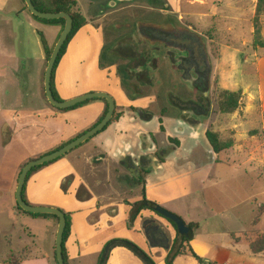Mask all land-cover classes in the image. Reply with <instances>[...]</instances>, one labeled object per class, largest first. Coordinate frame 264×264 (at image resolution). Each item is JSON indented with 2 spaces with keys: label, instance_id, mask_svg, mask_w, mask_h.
<instances>
[{
  "label": "crops",
  "instance_id": "obj_1",
  "mask_svg": "<svg viewBox=\"0 0 264 264\" xmlns=\"http://www.w3.org/2000/svg\"><path fill=\"white\" fill-rule=\"evenodd\" d=\"M75 1L82 13L80 0ZM167 1L169 3L165 4L166 9L169 6H172V11L188 9L189 15L194 14V7L209 5L208 0ZM155 3L157 4L158 1ZM225 3L226 1L220 0L221 6ZM257 3L258 0L252 2L254 17ZM216 5V2H213L211 7L206 9L205 14H214ZM82 15L87 20V25L84 27L86 28L90 21L83 13ZM182 18L183 15L179 17L183 20ZM96 22L98 23L95 21L94 25L88 28L87 47L80 65L83 74L100 72L99 77H102L100 82L105 81V86L99 90L86 89L83 93H109L114 97L116 112L121 114V117L107 130L80 147L89 146L90 150L80 153L92 151L93 157L78 158V155H82L78 153L71 157L70 162L53 164L64 156L35 172L27 182L25 190V199L30 205L55 207L71 215L70 234L66 241L68 264H98L105 246L111 241H121V239L134 242L156 264H166L171 248L165 250L150 246L142 229L146 219H153L162 224L164 232L172 240L171 247L177 237L175 227L152 210H142L132 228H129L128 221L132 206L128 203H104V200L98 196L81 200L78 198V190L81 187L79 169L85 164L92 165L95 161L102 160V157H99L102 153L107 159L117 162L127 156H131L137 164L143 161L147 170L143 176L146 199L177 214L187 225L198 226L193 230L194 237L187 246L198 257L205 260L204 264H264V254L253 255L250 244L245 239V235L249 234L253 227L248 233L210 232L211 222L207 220L213 216L211 213L213 211L207 207V204L200 201L204 186L201 187L200 184L205 182L206 185L211 174L209 171L213 166L223 163L220 160L221 153L234 149L237 145L240 148L249 146L256 149L255 151L261 150V158L264 162V130L254 128L257 131L249 136V132L253 129L240 131L239 126L241 123L250 121L247 115L253 114L252 103L255 101L259 103V116H256V123L261 122L264 126V45L254 47L257 59L256 86L253 88L254 91L250 87L244 89V93L247 92L249 106L244 111L245 119L233 124L234 130H237L230 139L233 146L223 152L215 153L206 136L210 130L209 122L204 126L195 127L188 118L176 120L161 116L159 113H154L150 121H142L130 109L131 107L145 108L153 99H140L136 92L130 93L124 90L114 70L107 69L100 63L103 40L100 32L96 30ZM261 24L264 42V16ZM39 32L45 35L49 46H52V43L57 42L62 27L35 20L25 9L22 0H0V240L4 248L0 264H4L9 259L12 264H56L54 257L58 229L56 219L34 217L16 209L15 192L21 166L32 158L44 154L29 152L25 147L24 135L34 133L36 139L44 134L48 120L66 121L70 114L79 110L94 113L90 122L70 132L68 138L61 137L58 144L51 150L42 151L49 152L91 129L106 109L103 101H95L67 112L57 111L51 107L45 95L43 77L47 63ZM253 32L254 24L252 34ZM72 42L73 40L65 56ZM64 57L58 66V75L54 83L57 95L58 91L65 89L66 81L62 70ZM80 93L78 89L73 92L66 91V100L78 97ZM239 110L234 114H228L233 115V122L236 121L235 116L240 114ZM161 126L164 131H161ZM246 131H248L247 134ZM151 135L168 146H171L169 139H173L179 142V146H174L172 153L165 158L164 162L157 163L155 159L157 144L152 141ZM145 137L147 143L144 142ZM220 139L226 142L221 137ZM69 177H73V181L66 192L63 190V182ZM261 205L257 206V211ZM262 220L264 215L258 226ZM256 228L255 231L264 234V231ZM232 233H237V237L241 240L231 238ZM22 253H24L23 256H21ZM15 258L20 260L16 261ZM107 264H145V262L128 248L117 244L112 248ZM173 264L202 263L191 254H184L177 256Z\"/></svg>",
  "mask_w": 264,
  "mask_h": 264
},
{
  "label": "rangeland",
  "instance_id": "obj_2",
  "mask_svg": "<svg viewBox=\"0 0 264 264\" xmlns=\"http://www.w3.org/2000/svg\"><path fill=\"white\" fill-rule=\"evenodd\" d=\"M154 1H158L159 10L163 11L158 10L157 13L174 16L175 18L183 15L182 22H188L199 33L203 34L213 65V77L215 78L214 113L208 124L211 131L218 132L223 140L229 141L237 132V130H234L233 124L240 123L241 120L245 119L244 115L246 114L244 111L249 106L247 92L244 93V89L250 87L254 91L253 88L256 86L257 59L252 38L253 0H223L226 1L223 6L220 5V0H208L209 5L207 7H194L193 15L188 14V9L172 11V6L166 9L165 4L169 3L167 0ZM80 2L81 11L90 23L75 36L68 54L64 57L62 70L66 81V90L58 91L60 101H66V91L73 92L78 89L81 92L79 96H82L85 94L83 92L86 89L99 90V88L105 86V81L100 82V79H102L101 76L99 77L100 72L94 71L90 75L81 72L80 62L87 47L88 28L94 25L97 19H94L93 13L89 12V1L80 0ZM213 2L217 4L216 12L205 14L206 9L210 8ZM147 4L148 0L136 3L142 8L146 7ZM140 7L137 9L148 12V9ZM262 17L260 20H262ZM57 75L56 70L55 82ZM224 91H240L242 93L240 114L235 116L236 121L234 122L232 121L233 115H221L219 111L218 104ZM151 94L153 93L150 92ZM163 100L162 106L170 109L166 100ZM252 104L251 111L253 114L247 115V119L249 118L250 121L239 125L241 127L240 131L253 129L249 132V136L257 131L256 128L260 131L264 130L261 122L256 123V116H259V103L255 101ZM93 116V112L88 113L79 110L70 114L66 121L48 120L43 135L38 136L36 139L34 133L24 135L25 147L31 153H44L43 155H45L48 152H42L43 150L54 148L61 137L68 138L70 132L90 122ZM248 131L245 133L247 134ZM88 150H90L89 146H84V148L75 150L53 164L60 165V163L70 162L72 156ZM255 150L249 146L240 148L237 145L234 149L221 153L220 160L223 163L213 166L212 170L209 171L211 174H209L206 185L205 182L200 184L201 187L204 185L200 201L207 204V207L213 211L211 212L213 216L208 217L207 220L211 222L210 232L239 231L248 233L252 230V223L257 215V206L264 204V162L261 158V150ZM80 154L82 155H78V158L83 156L87 159L93 157L94 152L89 151ZM99 157H102V160L95 161L92 165L85 164L84 167L79 169L81 187L78 190V198L81 200L98 196L104 200V203L142 200V183L132 187L130 181L126 179V177L130 179L137 173L132 169H128V167L121 166L119 162L113 159H107L103 153ZM256 229L264 231V220ZM121 240L132 242L128 239ZM3 255L4 248L0 240V260ZM6 262H10V259Z\"/></svg>",
  "mask_w": 264,
  "mask_h": 264
},
{
  "label": "flooded vegetation",
  "instance_id": "obj_3",
  "mask_svg": "<svg viewBox=\"0 0 264 264\" xmlns=\"http://www.w3.org/2000/svg\"><path fill=\"white\" fill-rule=\"evenodd\" d=\"M88 1L89 12L97 19L96 30L103 40L100 63L114 70L121 86L128 92H136L140 99H153L145 108L130 109L142 121H150L158 112L176 120L188 118L195 127L206 125L214 113L215 78L203 34L179 17L157 13L160 7L155 1L148 0L143 8L136 5L143 0ZM138 7L146 8L148 12L138 10ZM163 99L170 109L162 106ZM151 139L157 144V163L164 162L174 146H179L173 139H169L171 146L159 142L153 135ZM144 142L147 143L146 137ZM119 163L137 173L131 178L144 180L147 170L142 160L137 164L127 156ZM72 181L73 177H69L63 182L67 190ZM143 192L142 200L137 202L146 199Z\"/></svg>",
  "mask_w": 264,
  "mask_h": 264
},
{
  "label": "trees",
  "instance_id": "obj_4",
  "mask_svg": "<svg viewBox=\"0 0 264 264\" xmlns=\"http://www.w3.org/2000/svg\"><path fill=\"white\" fill-rule=\"evenodd\" d=\"M22 2L25 5V9L27 11H29L28 8H27V6H26V4H25V1L22 0ZM33 2L35 4V6L37 7V9H39L42 12H53V13L66 12V13L70 14L72 16V18H73V30H72V32H71V34H70L67 42L65 43V45H64V47H63L60 55H59V58L57 60V63H56L55 69H54L53 79H52V88H53L54 96H55V98L57 100H60L58 98V95H57V93L55 91V88H54L55 72H56V70H57V68H58L61 60L65 56L70 42L73 40V38L76 36V34L82 28H84L87 25V20L82 15V13L80 12V10L77 8V2L75 0H33ZM31 16L35 20H37L39 22H42V23H45V24H49V25L61 26L62 27V31L64 29L65 20H63V19H60V20H43V19H39L38 17H36V16H34L32 14H31ZM262 16H264V0H258L257 7H256V13H255V17H254V22H253V24H254V32H253L252 35H253V38H254V47H258V46H263L264 45V42L262 41V24H261V20H260ZM39 36L41 38V42H42L43 49H44V52H45L46 63L48 64L56 42L52 46H49V44H48V42H47L44 34L39 32ZM58 39L59 38H57V41H58ZM43 82H44V77H43ZM43 89H44V86H43ZM241 100H242V93L240 91H237V92L224 91L222 93L221 97H220V101H219V104H218L220 113L223 114V115H228V114H234V113H236L240 109V107H241ZM95 101H103L106 104L105 112L101 116V118L98 120V122L94 125V126H96L98 123H100L102 121V119L105 117V115L108 112L109 106H108V103H107V101L105 99L89 100V101H86V102H84L82 104L76 105L75 107H72L70 109H65V110L58 109V108L53 107L51 104L50 105H51V107L53 109H55L57 111L67 112V111H71V110L77 109V108H79L81 106L90 104V103L95 102ZM120 117H121V114H118L116 112L115 115H114V117H113V119H112V121L100 133H102L105 130H107L108 127L111 124H113L114 122L118 121ZM161 131H164V128L162 126H161ZM100 133H98V134H100ZM206 136H207V139H208V141H209L210 145L212 146V148H213V150H214L215 153L223 152L224 150H228V149H230L233 146V142L230 141V140L229 141H226V142H223L220 139L219 134L216 133V132H213V131H210L209 130L207 132ZM87 142H89V141H87ZM66 144L67 143H65L63 145H60L59 147L55 148L54 150H52L50 152L56 151V150L60 149L61 147H63ZM84 144H82L80 147H82ZM176 144H179V142L176 141ZM80 147H78V148H80ZM50 152H48V153H50ZM53 162H55V161H53ZM53 162H51V163H53ZM27 163L28 162H25L21 166L20 172H21V170L23 169V167ZM51 163H47V164H44V165H41V166H38V167H35L34 169H32V171L28 175L27 182L29 181V179L31 178V176L35 172H37L38 170H40L41 168H43L45 166H48ZM128 180L130 181V184H131L132 187H135L138 184L144 183V180H142L140 178L139 179H135V178H130L129 179L128 178ZM27 182L25 184L24 191H23V197H24V199H25V190H26ZM63 190L67 192L66 185H63ZM143 197L145 198L144 192H143ZM25 201H26V199H25ZM16 209L18 211L22 212V213H25V214H28V215H31V216H34V217H53V218L56 219L57 223H59V218L57 216H55V215H51V214H31V213H27V212L23 211L18 206V204H16ZM145 209H148V207L143 206L142 205V202H137L134 205H132V211H131L130 218H129V221H128L129 227H132L133 226L134 221L137 219V217L139 216V214L141 213V211L142 210H145ZM263 215H264V205H261L258 208L256 218H255V220H254V222L252 224L253 230L249 234H246L245 235V239L250 244V249H251L252 254L253 255H256V256H258L260 254H264V234H260L257 231H255V228L258 226V224H259V222L261 220V217ZM66 217H67V227H66V231H65V235H64V242H63V256H64V259H65V263L68 264V255H67V250H66V241H67V238H68V236L70 234L71 215L70 214H66ZM169 222L177 230V237H176V239H175V241H174V243H173V245L171 247V250L168 253V256L166 258V264H173L174 263V260H175V258L177 256L184 255V254H191L193 257L197 258V260L200 263H202V264L206 263L205 260L202 259V258H200V257H198L192 251V249L188 248L187 244L190 243L191 239L187 238L181 231H179L178 228H177V226L173 222H171V221H169ZM188 226L192 230L198 228V226L197 225H194V224H190ZM230 236L234 240H237V241L241 240V238L237 237V233H232ZM123 242L124 243L121 244V246H124V247L128 248L129 250H131L135 255H137L141 259H143V261L145 262V264H156L153 261V259L145 251H143L140 247H138L134 243L129 242V241H126V240H123ZM111 243H113V241L109 242L105 246L103 252L100 255L98 264H107V259H108V256H109L112 248L117 245V244H113V245L110 246ZM107 248H108L107 255L105 256V258H103V255H104V253H105V251H106ZM54 257H55V252H54ZM15 260L16 261H19L20 258L19 259L18 258H15ZM4 264H12V263L11 262H5ZM56 264H57V262H56Z\"/></svg>",
  "mask_w": 264,
  "mask_h": 264
},
{
  "label": "water",
  "instance_id": "obj_5",
  "mask_svg": "<svg viewBox=\"0 0 264 264\" xmlns=\"http://www.w3.org/2000/svg\"><path fill=\"white\" fill-rule=\"evenodd\" d=\"M25 4L30 11V13L39 19L43 20H65V26L63 31L61 32L58 41L56 42L50 60L47 64L45 76H44V86H45V95L48 102L55 108L58 109H70L75 107L76 105L82 104L89 100L94 99H105L108 103V112L105 117L102 119L100 123H98L93 128L89 129L76 139L70 141L60 149L47 153L37 159H32L28 161V163L23 167L20 172L17 181V187L15 192V199L18 206L25 212L31 214H51L55 215L59 218L56 241H55V260L57 264H66L65 259L63 256V242H64V235L67 227V217L66 214L55 207H45V206H33L27 203L23 197V191L25 184L27 182V178L29 173L35 167L51 163L56 161L68 153L72 152L73 150L77 149L82 144L89 141L91 138L96 136L98 133L104 130V128L112 121L115 112H116V101L112 95L106 92H91L87 93L82 96H78L66 101L57 100L54 96L53 88H52V79L54 69L59 58V55L67 42L72 30H73V18L70 14L66 12L61 13H53V12H42L35 6L33 0H24ZM180 102V101H179ZM185 104H183L184 106ZM186 106V105H185ZM142 205L152 209L154 212L159 214L160 216L164 217L165 219L173 222L179 231H181L187 238L193 239V231L192 229L184 222V220L176 214L169 212L168 210L162 208L161 206L144 199L142 201ZM143 232L145 233L147 240L152 248H162L165 250H170L171 248V238L164 232L163 226L156 220L153 219H146L142 226ZM123 240L121 241H113L110 244H123ZM106 249L103 258L107 255Z\"/></svg>",
  "mask_w": 264,
  "mask_h": 264
}]
</instances>
